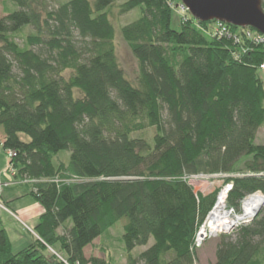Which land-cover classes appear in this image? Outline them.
I'll return each mask as SVG.
<instances>
[{
  "label": "trees",
  "instance_id": "obj_1",
  "mask_svg": "<svg viewBox=\"0 0 264 264\" xmlns=\"http://www.w3.org/2000/svg\"><path fill=\"white\" fill-rule=\"evenodd\" d=\"M3 1L2 146L44 213L37 238L17 253L0 219V264H117L86 249L122 219L126 264H199L198 235L223 188L231 185L226 208L237 214L264 196L263 36L197 21L181 0H68L54 9L51 0ZM114 8L137 12L121 28L138 63L134 82L118 60ZM220 24L227 35L215 34ZM25 30L21 47L15 36ZM62 152L70 161L55 164ZM197 177L221 186L204 195L190 184ZM215 250L211 264H264V209Z\"/></svg>",
  "mask_w": 264,
  "mask_h": 264
},
{
  "label": "rangeland",
  "instance_id": "obj_2",
  "mask_svg": "<svg viewBox=\"0 0 264 264\" xmlns=\"http://www.w3.org/2000/svg\"><path fill=\"white\" fill-rule=\"evenodd\" d=\"M65 1H68V0H51L49 2V8L54 9L55 7L58 6V4L65 2ZM121 2H125V0H123ZM7 6L8 5H5L3 0H0V19L6 15L5 9L7 8ZM8 7H10V6H8ZM262 11L264 12V5H262ZM136 17H137V12H135V11L128 14V15L119 16L117 8L113 9V15L111 17L112 22L115 26V30H116L115 44H116L118 60H119L120 66L124 70L127 78L132 82H134L136 80L137 71H138V63H137V60L135 59V57L133 56L130 48L122 39L121 28L123 26H125L126 24L135 21V19H137ZM180 17H181V15L179 13L174 14L173 25L175 28H177V26H178ZM28 34H29V30H25L24 33H21V34H18L15 36L17 42L19 43V45L21 47L24 46V41H25V38ZM67 76H68V74H67ZM259 76L264 83V70H262V69L259 70ZM150 134H151V132H149V135ZM3 138H4V129L0 128V166H3V168H6V170L3 171V173H2L3 175L0 174V176H3L2 180L0 181V184L2 185V183L5 184L6 182L9 184L14 183L13 188H11V189H13V192H9L10 191V188H9L8 190H6L5 194H7V196H9L10 194H14L15 195L14 198H19V197L22 198L23 196L28 194V192H30V188L27 187V185L22 184V182L17 180L15 178V176L13 175V171H12L13 169L9 165L10 158L8 157L7 152H5L3 150V146H2ZM20 139L24 142L30 141L29 136L26 134H23V133L20 134ZM256 144L264 146V128H261L259 130L257 137H256ZM69 161H70V153L69 152H62L54 159L55 164H59V163L67 164ZM218 179H219L218 177H213V178L212 177H210V178H208V177L202 178L201 177V178L191 179L190 184L194 187L196 192L202 193L204 195H209L212 193V191H214V189L221 186V182ZM18 184H20V185H18ZM1 185H0V190L2 188ZM220 196L221 195H219V197ZM256 196H259V195H256ZM261 196H259V197H261ZM219 197H218V200H219ZM3 198L0 196V205H1L0 206V216L3 215V213H4L2 210V205L5 204V202H6L5 199H3ZM263 198H264V196H262V203H263L262 209H264ZM34 201L35 200H33L32 197L24 198L23 200H20V204L21 203L24 204L26 202H34ZM36 205L41 207L40 204H36ZM10 208L12 210H14V207H10ZM227 211H229L233 215H243L244 214V206L242 204L241 211L239 214L235 213L233 210H227ZM3 219L6 222L5 223L6 227L10 233V238H11V241L13 243V252L14 253L21 251L24 248L23 245H26L27 242H30L32 239L35 240L37 238L36 234L34 233V229H35L33 227L34 225H32L30 223L25 224L21 221H18L16 219H14L11 215H8V218L3 216ZM210 219H211V217H208L206 223L204 224L203 229H205L206 224ZM249 222H250V220L247 221V223H249ZM126 223H127V220L122 219L112 229H110L100 239H98L94 243L93 246L87 248L86 249L87 256L88 257L96 256V257H100V258L106 257L107 259L111 258L117 264L124 263L125 254L123 251V247H124L123 235H124V226ZM242 224H245V223H241L239 225H236V226H234V228L228 229L226 231H221V232L218 231L219 233H215L212 235L207 234V237H205V238H203L204 236L201 234L199 237V239L201 241V243L199 245L200 247L197 249L198 256H199V253L201 254L204 249H205L204 254L208 256V254L211 253V251L214 249V247L218 243L219 237L221 235L231 234L234 230H236ZM207 230L208 229L206 227L205 233ZM207 232H209V230ZM151 244H153V240L150 241V245ZM145 249H146L145 247L137 248L134 251V254L141 253ZM50 252H52L53 254H56V255L64 256V253H62L60 251L59 246H54L53 249L50 250Z\"/></svg>",
  "mask_w": 264,
  "mask_h": 264
},
{
  "label": "water",
  "instance_id": "obj_3",
  "mask_svg": "<svg viewBox=\"0 0 264 264\" xmlns=\"http://www.w3.org/2000/svg\"><path fill=\"white\" fill-rule=\"evenodd\" d=\"M181 2L182 7L186 8L197 21H215L237 28H251L264 37L263 0H181ZM261 209L262 206L249 220L255 219Z\"/></svg>",
  "mask_w": 264,
  "mask_h": 264
},
{
  "label": "crops",
  "instance_id": "obj_4",
  "mask_svg": "<svg viewBox=\"0 0 264 264\" xmlns=\"http://www.w3.org/2000/svg\"><path fill=\"white\" fill-rule=\"evenodd\" d=\"M6 168H3V166H0V174L3 173V171H5ZM3 175V174H2ZM3 176H0V181L2 180ZM17 184V183H16ZM22 184L27 185L25 182H22ZM20 185V184H18ZM14 183L9 184V183H2V188L0 190V196L5 199V204L2 205V210H3V215L0 216V219L2 220L5 229L8 232V235L10 237V233L9 230L6 227V222L3 219V216L8 218V215H11L14 219L21 221L25 224H32L34 225L33 227L35 228L38 223H39V219L42 216V214L44 213V210L42 207H39L36 201L34 202H26L24 204H20V200H23L24 198H29V194L30 192H28V194H26L25 196H23L22 198H14L15 195L14 194H10L9 196H7L6 190H8L10 188L9 192H13V188ZM28 187V186H27ZM5 194V195H4ZM6 196V197H5ZM27 196V197H26ZM33 199V198H32ZM34 200V199H33ZM11 205V206H10ZM10 207H14V210H12ZM11 240V238H10ZM34 239H32L30 242H27L26 245H23V247L27 246L29 243H31ZM12 242V241H11ZM13 245V243H12ZM215 247L214 249L211 251V253L207 255L204 254L205 249L202 251V253H199L198 259H199V263L200 264H211V263H215L216 261V257H215ZM87 256V254H86ZM88 257V256H87ZM100 258V257H99ZM122 264H126V260L124 261V263Z\"/></svg>",
  "mask_w": 264,
  "mask_h": 264
},
{
  "label": "bare ground",
  "instance_id": "obj_5",
  "mask_svg": "<svg viewBox=\"0 0 264 264\" xmlns=\"http://www.w3.org/2000/svg\"><path fill=\"white\" fill-rule=\"evenodd\" d=\"M262 205V197L253 196L244 202L243 215H233L232 213L227 211L225 196L224 194H222L215 206L211 219L206 224L209 232H207V230L205 233V227V229H203L201 233L203 236L207 234L212 235L215 233H219L218 231H220L221 228H223L225 231L228 229H232L234 228V226L248 221L254 215L255 211Z\"/></svg>",
  "mask_w": 264,
  "mask_h": 264
},
{
  "label": "built area",
  "instance_id": "obj_6",
  "mask_svg": "<svg viewBox=\"0 0 264 264\" xmlns=\"http://www.w3.org/2000/svg\"><path fill=\"white\" fill-rule=\"evenodd\" d=\"M182 9L185 11V9L186 8H184V7H182ZM186 11H187V9H186ZM215 34H218V35H220V36H224V35H227L228 34V32H227V29L223 26V25H219V27L215 30ZM263 39H264V37H263ZM262 39V40H263ZM261 69L262 70H264V65L261 67ZM7 155H8V157L11 159L12 157H13V155H12V153L11 152H8L7 153ZM13 171V170H12ZM14 171H13V175H14ZM197 178H201V177H197ZM203 178V177H202ZM196 179V178H195ZM1 185V184H0ZM2 186V185H1ZM231 185H228V186H226V187H224L223 188V190L221 191V194L220 195H222V194H224V196H225V200H226V198H227V195H228V193L230 192V190H231ZM257 195V194H256ZM256 195H253V196H256ZM253 196H251V197H253ZM251 197H249V198H251ZM249 198H247L246 200H248ZM245 200V201H246ZM244 201V202H245ZM244 202L242 203L243 205H244ZM1 206V205H0ZM203 228H204V226L202 227V230H203ZM202 230L200 231V234L198 235V239H197V243H196V248L198 249L200 246V243H201V241H200V239H199V237H200V235L202 234L201 232H202ZM205 237H207V235H204V237L203 238H205Z\"/></svg>",
  "mask_w": 264,
  "mask_h": 264
}]
</instances>
